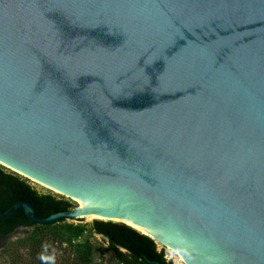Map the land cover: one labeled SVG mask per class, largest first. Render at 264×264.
Instances as JSON below:
<instances>
[{
  "label": "water",
  "instance_id": "95a60500",
  "mask_svg": "<svg viewBox=\"0 0 264 264\" xmlns=\"http://www.w3.org/2000/svg\"><path fill=\"white\" fill-rule=\"evenodd\" d=\"M0 163L80 201L1 217L264 264V0H0Z\"/></svg>",
  "mask_w": 264,
  "mask_h": 264
},
{
  "label": "rangeland",
  "instance_id": "374dc122",
  "mask_svg": "<svg viewBox=\"0 0 264 264\" xmlns=\"http://www.w3.org/2000/svg\"><path fill=\"white\" fill-rule=\"evenodd\" d=\"M0 167L5 172L16 173L1 164ZM16 174L39 194L65 199L71 203L72 208L76 207V203L69 197ZM94 220L81 217L65 219L47 227H17L0 240V264H118L113 252L108 249L107 240L91 231ZM76 228L81 233H77ZM156 245L158 250L163 249L166 261L171 264H185L157 243Z\"/></svg>",
  "mask_w": 264,
  "mask_h": 264
},
{
  "label": "trees",
  "instance_id": "16d2710c",
  "mask_svg": "<svg viewBox=\"0 0 264 264\" xmlns=\"http://www.w3.org/2000/svg\"><path fill=\"white\" fill-rule=\"evenodd\" d=\"M24 201L32 205L37 218H46L54 213L67 211L72 208L71 203L65 199H56L50 194H39L26 180L16 173H8L0 167V211L10 212L16 202ZM53 223H35L30 221L22 208H19L10 217L0 216V240L8 236L17 227H47ZM77 233H81L76 228ZM91 231L107 240L108 249L118 264H171L164 258L163 249L158 250L156 243L147 235L134 228L119 222L94 220Z\"/></svg>",
  "mask_w": 264,
  "mask_h": 264
},
{
  "label": "bare ground",
  "instance_id": "6f19581e",
  "mask_svg": "<svg viewBox=\"0 0 264 264\" xmlns=\"http://www.w3.org/2000/svg\"><path fill=\"white\" fill-rule=\"evenodd\" d=\"M0 164H2L3 166H5V167H7V168H9V169H11V170H14L13 168H11V167H9V166L3 164V163H0ZM15 171H16V170H15ZM17 173H19L20 175L25 176V177L31 179L33 182H35V183H37V184H39V185H41V186H43V187H45V188H47V189H50V190H52V191H54V192H56V193L62 194V195H64V196H66V197H69L70 199H72V200L76 203V206H77V207H80V201H78V200H76V199H74V198H72V197H70V196H68V195H66V194H64V193H62V192H60V191H58L57 189H54L53 187H51V186H49V185H47V184H45V183H42V182H40V181H38V180H36V179H34V178H31V177H29V176H27V175H25V174H23V173H20V172H18V171H17ZM80 217H85V218H90V219H95V220H105V221H109V220H107V219H103V218H99V217H95V216H91V215H87V214H84V215H82V216H80ZM110 221H111V220H110ZM114 222H115V221H114ZM126 225H128V224H126ZM128 226H130V225H128ZM130 227H131V226H130ZM132 228H133V227H132ZM135 230H136V229H135ZM138 232H139V231H138ZM184 263H185V262H184Z\"/></svg>",
  "mask_w": 264,
  "mask_h": 264
}]
</instances>
